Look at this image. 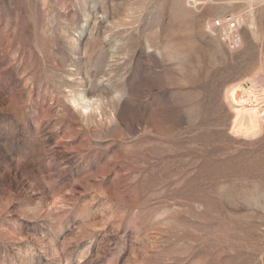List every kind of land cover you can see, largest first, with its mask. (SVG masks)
I'll return each instance as SVG.
<instances>
[{
    "label": "rangeland",
    "instance_id": "rangeland-1",
    "mask_svg": "<svg viewBox=\"0 0 264 264\" xmlns=\"http://www.w3.org/2000/svg\"><path fill=\"white\" fill-rule=\"evenodd\" d=\"M263 55L264 0H0V264H264Z\"/></svg>",
    "mask_w": 264,
    "mask_h": 264
},
{
    "label": "bare ground",
    "instance_id": "bare-ground-1",
    "mask_svg": "<svg viewBox=\"0 0 264 264\" xmlns=\"http://www.w3.org/2000/svg\"><path fill=\"white\" fill-rule=\"evenodd\" d=\"M225 98L234 112V132L246 137L259 132L264 124L263 74L259 72L250 78L232 83L225 89ZM72 101L82 110L90 106L84 97L75 96Z\"/></svg>",
    "mask_w": 264,
    "mask_h": 264
},
{
    "label": "built area",
    "instance_id": "built-area-1",
    "mask_svg": "<svg viewBox=\"0 0 264 264\" xmlns=\"http://www.w3.org/2000/svg\"><path fill=\"white\" fill-rule=\"evenodd\" d=\"M211 28L220 36L221 40L226 43L237 45L241 41L238 19L232 14L228 13L224 16L214 19ZM260 64L261 73L264 76V55L261 58Z\"/></svg>",
    "mask_w": 264,
    "mask_h": 264
}]
</instances>
